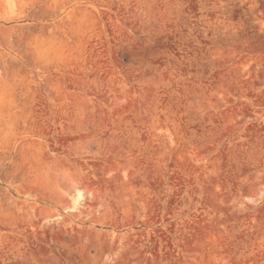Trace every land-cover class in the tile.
Here are the masks:
<instances>
[{"label":"rangeland","instance_id":"374dc122","mask_svg":"<svg viewBox=\"0 0 264 264\" xmlns=\"http://www.w3.org/2000/svg\"><path fill=\"white\" fill-rule=\"evenodd\" d=\"M0 264H264V0H0Z\"/></svg>","mask_w":264,"mask_h":264}]
</instances>
